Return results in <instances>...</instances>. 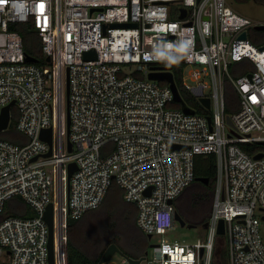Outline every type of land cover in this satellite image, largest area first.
<instances>
[{"label":"built area","instance_id":"1","mask_svg":"<svg viewBox=\"0 0 264 264\" xmlns=\"http://www.w3.org/2000/svg\"><path fill=\"white\" fill-rule=\"evenodd\" d=\"M21 23L38 33L48 65L26 59L23 36L11 27ZM262 23L229 0H0V116L13 102L0 130V264H50L51 202L56 264H66L67 216L98 208L113 181L136 203L147 236L167 233L177 222L174 200L195 180L197 156L209 153L216 175L206 238L163 237L136 264H214L221 219L229 264H264V150L255 146L264 142V43L249 34ZM90 50L96 57H85ZM176 63L184 64V86L210 99V108L200 102L211 114L172 106L169 82L148 77L152 66L172 71ZM227 84L238 97L232 112ZM12 119L23 144L2 135ZM49 127L45 156L50 144L41 132ZM71 162L77 168L64 200ZM17 198L30 216L7 213Z\"/></svg>","mask_w":264,"mask_h":264},{"label":"trees","instance_id":"2","mask_svg":"<svg viewBox=\"0 0 264 264\" xmlns=\"http://www.w3.org/2000/svg\"><path fill=\"white\" fill-rule=\"evenodd\" d=\"M230 1L233 3H241L248 2L250 0ZM253 1L264 4V0ZM11 27L17 28L22 34L26 53L37 57L39 59L37 61L39 64L48 65L49 63L46 61V57L44 56L41 49L40 37L33 28L32 24L21 23L18 25H12ZM183 69V63H176L174 65L172 64L174 80L179 88V92L184 103H186L190 108L194 109L198 113L211 114V111L206 109L200 100L184 86ZM162 83L164 82L162 81ZM226 98L229 107L228 112H232L238 107V97L236 91L230 84H227ZM172 106L179 108L181 107V104L179 102H173ZM11 125H13V119ZM7 132L8 131H6V134L5 132L2 134L3 137L8 138L16 143L23 144L26 142V139L22 137V133L18 130L12 134H7ZM255 146L264 150V144H257ZM247 148L250 149L251 147ZM215 175V154H199L195 161V180L174 200L176 209L188 223L197 226L207 220L213 202ZM199 177H206L209 181L206 183L196 179ZM14 202L15 204L12 208L13 212L10 211V213L23 216L31 215V211L24 201L17 198ZM100 206L102 207L103 211L101 222H103L104 225H107L108 222H110L112 226L118 225V227L121 228H123V224L127 225L132 223L133 225H136L138 228V234L134 235L132 238L130 237V242L127 240L129 247H122V249L127 255L136 258L144 255L147 247L150 245V240L136 224L138 207L136 203L129 202L124 199L123 189L116 181L112 182ZM98 208L85 212L84 215L79 219H73L67 216L65 220L64 241L66 264H97L99 262L104 250H102L101 253L96 254L95 247L99 245L103 239H101V237L99 238L98 233L96 232L97 225H94L93 222H90L92 217L97 216L96 211ZM118 215H120V219H122L119 224L117 218L116 222L113 220L114 216ZM221 240L222 238H220L219 242H221ZM218 256V263L229 264L226 244L220 248ZM214 264H217L216 260Z\"/></svg>","mask_w":264,"mask_h":264},{"label":"water","instance_id":"3","mask_svg":"<svg viewBox=\"0 0 264 264\" xmlns=\"http://www.w3.org/2000/svg\"><path fill=\"white\" fill-rule=\"evenodd\" d=\"M109 25L117 27V26H130V25H136V24L135 23H111ZM106 26L107 25L105 24L104 27H106ZM255 28L264 30V23L256 25ZM242 37H246V33H243ZM95 55L96 54H95L94 50H90V51L85 53L86 58L96 57ZM26 59L28 61H32V62H36L39 60L37 57L29 55V54H27ZM46 59L49 61L51 58H50V56H47ZM148 77L150 79L164 80V81L169 82V84L173 90V93H174V100L181 104V108L185 112H187V113H194L195 112L194 109L190 108L186 103H184L183 98L179 92V88H178V86L174 80L173 72L169 68H167L166 66H152V70L149 72ZM69 94H70V78H69V68H67V70H66V84H65V100H66L65 109H66L68 149H69V151H71L73 143L69 137L70 123H71L70 109H69ZM200 100L207 108H210V99L209 98L202 97V98H200ZM12 103L6 105L3 108L2 114L0 116V130L6 128L9 124V121H10L9 110H10V106L12 105ZM208 119H209V122L211 123V117L210 116H208ZM228 121L231 123L230 117H228ZM41 138L47 140L50 144V150L45 154V156L51 155L52 154V144H53L52 127L43 129L41 132ZM262 144H264V142H262ZM173 146L174 147H180L178 145H173ZM262 155H263V153H259L256 155V158H260V157H262ZM36 158L37 157H34V159H36ZM76 168H77V166L73 162H71L68 165V169H67V195L69 194V180H70L71 174L76 170ZM196 179H199V180L204 181L206 183L209 181L208 178H206V177H199ZM170 202H173V201L170 200ZM45 219L49 225V243H48L49 261H50V264H56L55 246H54V240H55L54 202H51L48 205V208H47L46 213H45ZM175 219L177 222L180 223L181 226H186V225H188L189 227L195 226L194 224L188 223L181 216V214L179 213L178 210H176ZM202 226L204 228H206L207 222L206 221L203 222ZM218 233H219L220 237H223V235L225 234V221H224V219H221L219 222ZM148 238H151V234L148 235ZM116 252H121L125 256V259L128 260L129 264L139 263L142 260V258H144L143 256L140 258H136V257L125 254L117 243L112 242L103 251L101 258L97 264H101V263H104L106 261H109ZM219 252H220V249H219V246H217L215 254L218 255ZM202 253H203V249L201 250V254Z\"/></svg>","mask_w":264,"mask_h":264},{"label":"rangeland","instance_id":"4","mask_svg":"<svg viewBox=\"0 0 264 264\" xmlns=\"http://www.w3.org/2000/svg\"><path fill=\"white\" fill-rule=\"evenodd\" d=\"M229 3L235 8L236 10L240 11V13L250 17L252 20L257 22H263L264 23V4L257 3L253 0H250L248 2H231L229 0ZM250 37L252 38L253 42L256 44H263L264 43V30L263 29H257L255 27H251L249 29ZM187 72V69L185 70V73ZM66 100L64 101L63 108L66 113ZM7 134L15 133L16 130L11 128L7 130ZM6 134V131H5ZM22 137H26L22 134ZM26 139V138H25ZM63 196L64 200H66L67 197V184L65 181V184L63 186ZM15 199L11 200L7 204V212H10L11 209L14 207ZM212 208V207H211ZM32 213V210H30ZM95 217H92L91 223L93 222L96 226V232L98 233L99 238L101 237L102 242L95 247L96 254L101 253L102 250H105L106 247L112 243L115 242L119 245V247L122 249V247H129L130 237L132 238L134 235L138 234V228L136 225L123 224V228L118 227V225L112 226L110 222L107 223V225H104L103 222H101V217L103 216L102 207L100 206L98 210L96 211ZM116 218L119 222L122 220L120 219V215L114 216L113 220L116 222ZM114 222V223H115ZM100 224V225H99ZM167 238L170 241H179L181 243L183 242H196V241H202L206 238V228L202 226V223L197 226L189 227L181 226L179 222H176L175 226L171 228L167 233L160 235V234H154V236L150 239V243H155L157 241H160L162 238ZM219 242V240H218ZM90 244V243H89ZM225 245V239L222 237L221 242H219V249ZM123 250V249H122ZM147 250L150 252V246L147 247ZM124 252V250H123ZM125 253V252H124ZM126 254V253H125ZM125 256L121 252H116L112 258L109 261L104 262L103 264H123ZM219 256L217 255L216 261L218 263Z\"/></svg>","mask_w":264,"mask_h":264},{"label":"flooded vegetation","instance_id":"5","mask_svg":"<svg viewBox=\"0 0 264 264\" xmlns=\"http://www.w3.org/2000/svg\"><path fill=\"white\" fill-rule=\"evenodd\" d=\"M176 210H177V209H176ZM209 214H210V213H209ZM205 221H206V220H205ZM205 221H204V222H205Z\"/></svg>","mask_w":264,"mask_h":264}]
</instances>
